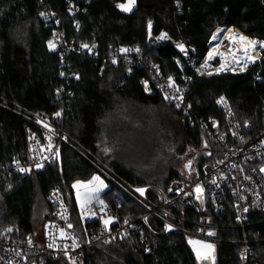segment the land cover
I'll return each mask as SVG.
<instances>
[{"label":"trees","instance_id":"trees-1","mask_svg":"<svg viewBox=\"0 0 264 264\" xmlns=\"http://www.w3.org/2000/svg\"><path fill=\"white\" fill-rule=\"evenodd\" d=\"M125 2L0 0L1 236L24 239L35 233L33 218L38 203L45 204L44 220L47 221L48 196L52 189L64 185L63 182L71 194V208L84 242L92 240L103 226L99 221L79 223L80 207L71 186L77 181L90 180L97 171L65 143L60 146L62 168L55 161L41 168L32 167L25 174L2 178L3 170L16 160L27 164L32 137L43 139L46 132L35 122L34 116L62 129L77 146L99 156L131 184H153L163 188L172 179H185L170 169L164 182L150 183L125 169L114 156H103L104 148L117 147L114 139L117 128L114 131L107 128L108 122L121 116L123 108L135 105L154 111L164 110L169 118L165 123L169 139L163 149L171 156L184 155L183 142L190 143L196 151L201 150V155L196 154L201 170L198 177L186 180L188 182L197 180L204 166L221 155L197 121L215 118L223 123V113L216 104L221 97L230 103L239 123L244 127L251 123L254 135L263 129L264 52L261 62L246 73L191 77L188 101L195 120L193 125L183 110L166 99L164 93H148L143 82L151 75V65L165 78L172 77L179 84L187 73L178 63L177 48L156 42L162 33H168L174 40L183 38L194 49V57L200 59L209 49L211 52L220 49V41L211 43L220 28H228L226 36L236 28L264 41V0H137V11L130 12L117 7ZM149 21L153 27L151 39H148ZM49 41L54 48H49ZM85 44L87 48L83 47ZM118 47L143 51L146 64L129 73L121 62L117 65L108 63V53ZM127 118L130 117H123ZM148 127L154 128L150 122ZM161 136L157 138H163L164 134ZM205 145L213 152L212 156L204 153ZM173 147L176 149L170 151ZM111 191L112 187L101 195L105 197L104 202L116 197ZM121 204L122 221L136 220L143 214L142 207L127 196H123ZM178 210L176 212L184 211L191 219L196 218L195 213L185 207ZM216 221L219 225H231L225 218ZM149 224L158 234L145 230V243L139 235L130 232L123 242L100 241L88 247V264H201L213 261H198L189 243L192 239L187 236L175 232L164 234L163 226L153 218L149 219ZM253 224L248 264H264V215L255 218ZM219 235L227 242L241 233L220 231ZM242 250L240 245L221 243L215 247L213 262L242 264ZM41 258L42 264H70L67 259L48 254Z\"/></svg>","mask_w":264,"mask_h":264},{"label":"built area","instance_id":"built-area-1","mask_svg":"<svg viewBox=\"0 0 264 264\" xmlns=\"http://www.w3.org/2000/svg\"><path fill=\"white\" fill-rule=\"evenodd\" d=\"M159 40H161L159 43L178 48L180 52L178 63L187 73L181 84L175 81L172 83L158 68L151 65V75L144 80L147 82V92L164 93L178 109L183 110L193 125L195 120L192 116L191 103L188 101V84L191 77L227 74L228 71L232 72V63L226 70L217 72L216 69L220 67L218 57L209 60L207 53L202 59L195 58L194 49L183 38L173 40L167 34V38ZM180 44L184 45L185 51L180 50L178 47ZM60 46L63 47L64 44L61 43ZM122 48L129 51L122 53L120 51ZM113 60L116 63H113ZM106 61L113 65L121 62L129 73H133L135 67L142 68L146 64V57L141 50L137 52L131 47H118L108 53ZM218 101L216 104L223 113V123L220 124L215 118L197 121L205 134L214 141L221 155L213 163L205 165L202 175L194 182L172 179L165 188L153 184H131L99 156L77 146L62 129L34 116L37 120L35 122L46 132L45 137L43 139L39 136L32 137L30 159L27 164L16 160L3 170L2 178L16 173L25 174L27 171L22 172L20 169L37 168L38 163L44 166L58 161L57 153L61 144L65 143L80 154L97 173L112 182L122 195L106 200L103 204L89 202L86 206L87 215L83 217L80 210L79 223L92 221L103 223L101 231L92 240L84 242L78 222L74 219L72 199L67 187L65 185L55 187L48 196L49 214L43 226L42 236L39 237L36 232L28 234L24 239H9L0 235V264H42L43 254L67 259L70 264H88V247L100 241L123 242L125 236L134 231L145 243L147 241L145 230L158 234L150 226V218L159 221L164 228V234L181 233L193 241H204L215 247L221 243L240 245L243 247L242 264H248L252 245L251 230L255 228L253 221L264 215V171H261L264 169V127L254 135L251 123L245 127L239 123L227 100L224 99V103ZM212 155L213 152L210 156ZM197 186L203 189L199 199L195 191ZM138 188L145 189L144 195L136 191ZM123 196L131 198L145 209L147 214L136 220L127 218L122 221L120 210ZM179 207L193 211L196 218H189L184 211L176 212L179 211ZM109 218H112L111 222L106 226L104 221ZM223 218L230 221L231 225L217 224L216 220ZM69 224L72 225L71 228L68 227ZM165 225L172 227L168 230ZM61 230L65 233L63 237L60 235ZM210 231L215 234L209 236ZM220 231L240 232L241 239L239 241L228 239L226 242L220 237ZM88 233L90 234V231ZM50 244L52 247H49Z\"/></svg>","mask_w":264,"mask_h":264},{"label":"rangeland","instance_id":"rangeland-1","mask_svg":"<svg viewBox=\"0 0 264 264\" xmlns=\"http://www.w3.org/2000/svg\"><path fill=\"white\" fill-rule=\"evenodd\" d=\"M152 28H151V32H152ZM220 29H222L223 31L221 32L216 31L214 34L216 38L213 39L212 37L211 43L220 41L223 54L225 57H227L228 65L232 63V66H231L232 72L230 71L228 72L233 73V74H242L240 71L236 70V63L232 61L233 44L230 42V40L225 35L226 33L225 31L227 29H224V28H220ZM236 30H239V29H236ZM151 38L152 36H149L148 39H151ZM159 41L161 42V40L159 39L156 40V42L158 43ZM162 45H164V43ZM240 54L241 53H237L235 54V56L239 58ZM218 55L219 56H216V57H218L221 63L220 51ZM119 115H121L119 116V118L108 122L109 125L107 128L108 131H112V130L114 131L117 128V133L114 136L117 147L114 148L112 147V145L109 146L108 149H110V152H108L107 148H104L102 152L104 157L111 156L113 158L114 156L115 160H117V162H120L125 169L129 171H133L137 177L143 179L144 181L150 182V183L164 182L165 179L168 177L169 172L171 171L170 169L177 171L179 175L185 180H193L196 178V176L198 177V174L201 170L200 169L201 164L199 162V157H197L196 154L198 153V155H201L199 154L201 150L196 151L192 148L190 143L183 142L182 145L184 146L183 147L184 155L181 157H178V156L173 157L167 152V150L163 149V144L165 145L167 140L169 139L167 137L168 133L165 131V128H167L165 123L169 121V118L166 116V113H164V110L158 109L154 111L152 108H141V107H135V105H133V106H127L123 108V111ZM126 115H128L130 118L123 119V117ZM149 122L151 123V127H154L155 129L148 127ZM159 134L161 135L164 134V137L161 139H158L157 137H162ZM43 137H45V135ZM175 149L176 148L173 147L170 149V151H173ZM164 150L168 154H166ZM203 151L205 153V150ZM189 161H191L190 168L187 167V165L189 164ZM94 176H99L104 181V184L106 185V187H103L99 191H95V192H89L87 189L81 188L80 191H81L82 198L85 196H88L90 197L89 202L95 201L98 204H102L105 201V197H102L101 195L111 187H112L111 194L113 196H120L122 194L114 186V184L110 182L109 180H107L102 174L96 173L94 174ZM91 179L92 178H90V180ZM90 180L80 181V182L82 184H87ZM71 190L73 191L72 192L73 196L75 200L77 201V193H76V189L73 188V185L71 186ZM88 203L86 204V206L88 205ZM78 205L80 207L79 203ZM46 214H47V208L45 204L42 201H40L37 205L35 216L33 218L35 232L38 233L39 237L42 236L41 233L43 230H41V228H42L43 223L45 222L44 218ZM146 214H147V211L143 209V214L141 215V217L145 216ZM131 233H135L138 235V233L134 231H131ZM232 239L235 241H239L241 239V236L234 235L231 237V240ZM201 264H214V262L205 261Z\"/></svg>","mask_w":264,"mask_h":264},{"label":"snow or ice","instance_id":"snow-or-ice-1","mask_svg":"<svg viewBox=\"0 0 264 264\" xmlns=\"http://www.w3.org/2000/svg\"><path fill=\"white\" fill-rule=\"evenodd\" d=\"M136 0H126V3H119L117 4V7L120 8L122 11L124 12H130L133 8V6L135 5ZM41 15H44V13H41ZM148 28H149V35L151 36V28H152V23L151 21H149L148 23ZM223 31L222 29H217V32H221ZM167 38V33H162L160 37H158V39H165ZM215 35L213 36V39H215ZM228 39H230L233 42L239 41V43L241 45H243V53H244V60H245V66L247 64V62L251 61V62H255V57L253 56V53H256V45L259 44L261 49H264V42L261 41H256V40H250L249 38L245 37V36H229ZM83 47L87 48L88 45H83ZM178 47L180 48L181 51H185L184 45L180 44L178 45ZM49 48L52 49L54 48V45L51 41H49ZM120 51L122 53H126L127 51H129L128 49H120ZM136 51L138 52L139 49L137 48ZM258 55V53H256ZM214 58V52H209L208 54V59L211 60ZM232 61L236 64L240 63V59L238 57H236L234 54L232 55ZM113 63H116L115 60H113ZM228 65V60L227 57L224 56V54H221V63H220V67L218 69H216L217 72L219 71H224L226 70ZM207 66V65H205ZM78 78V77H77ZM170 82L174 83V81H172V77L168 78ZM145 84V90L147 91V82H143ZM166 99L168 98L167 96L165 97ZM218 103H224V98L221 97L220 100L218 101ZM179 106V105H177ZM57 116L60 115L59 112L56 113ZM45 127H48V125H45ZM49 139H51L49 137ZM49 147H51V145H49ZM205 147H207V145H205ZM107 151V150H106ZM58 155V153H57ZM37 168H41L43 167L42 164H37L36 165ZM187 167H191V161H189V164L187 165ZM20 171H28V169H20ZM261 171H264V169H261ZM213 183H215V180H213ZM106 187V185L104 184V181L99 177V176H93L92 179L87 183V184H82L80 181H77L75 184H73V188L76 189V193H77V202L80 204V208H81V214L82 217L84 215H87V210H86V204L90 201V197L85 196L82 198L81 196V188H85L87 189L89 192H95V191H99L101 188ZM137 192L140 193V195H144L145 193V189L143 188H138L136 189ZM171 191V189H170ZM197 195V198H200V194H202L203 189L200 186H197L195 189ZM245 211H247V209H245ZM112 218H109L108 220L104 221V224L107 226L110 222H111ZM69 228L72 227L71 224L68 225ZM166 229L170 230L171 229V225H165ZM8 231H11V229H8ZM215 233L213 232H208V235H214ZM61 237L65 236V233L61 230L60 232ZM189 243L192 245L193 247V251L196 254V258L198 261L200 260H205V259H211L214 261L215 257H214V250H215V246L213 244L210 243H205L204 241H193L190 240ZM49 247H52V245L50 244Z\"/></svg>","mask_w":264,"mask_h":264},{"label":"bare ground","instance_id":"bare-ground-1","mask_svg":"<svg viewBox=\"0 0 264 264\" xmlns=\"http://www.w3.org/2000/svg\"><path fill=\"white\" fill-rule=\"evenodd\" d=\"M232 35H235V36H245V37H247V38H249L250 40H256V41H259L258 39H254V38H252V37H250V36H248V35H245L244 33H242L240 30H236V29H231L229 32H228V34H227V38L229 37V36H232ZM173 39V38H172ZM174 40V39H173ZM230 40V39H229ZM230 42L233 44V46H232V54H237V53H241L240 54V57H239V59H240V63L239 64H236V70L237 71H240L241 73H246L247 72V70H248V68L249 67H251V66H253V65H256L257 63H259V62H261V60H262V56H263V51H264V49H261L260 48V46H259V44H257L256 45V53H258V55L256 54V53H253V56L255 57V62H251V61H249V62H247V64H246V66H245V60H244V53H243V51H242V49H243V45H241L240 43H239V41H236V42H233V41H231L230 40ZM261 42H264V41H261ZM135 49V48H134ZM219 51H220V55L221 54H223V51H222V46H220V49L218 50V51H213L214 52V57H216V56H219L218 55V53H219ZM209 52H211V49H209ZM209 52H208V54H209ZM196 58V57H195ZM227 67H228V65H227ZM227 69V68H226ZM235 70V69H234ZM235 70V71H236Z\"/></svg>","mask_w":264,"mask_h":264},{"label":"water","instance_id":"water-1","mask_svg":"<svg viewBox=\"0 0 264 264\" xmlns=\"http://www.w3.org/2000/svg\"><path fill=\"white\" fill-rule=\"evenodd\" d=\"M125 3H126V2H125ZM137 9H138V4H137V0H136V3H135V5L133 6V8H132L131 11H137ZM227 29H228V28H227ZM204 150H205L206 154H208L209 156L211 155V151H210V149H209L208 147H205ZM58 164H59V166L62 168V159H61V152H60V151H59V153H58ZM61 171H62V169H61ZM63 184L66 186V183H65V182H63ZM68 192H69V191H68ZM69 196H70V198H71V194H70V192H69Z\"/></svg>","mask_w":264,"mask_h":264}]
</instances>
